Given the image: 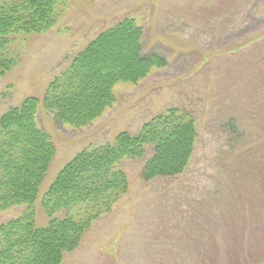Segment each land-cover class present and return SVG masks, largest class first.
<instances>
[{
	"label": "rangeland",
	"instance_id": "rangeland-1",
	"mask_svg": "<svg viewBox=\"0 0 264 264\" xmlns=\"http://www.w3.org/2000/svg\"><path fill=\"white\" fill-rule=\"evenodd\" d=\"M52 26L11 36L14 64L0 76V117L29 97L57 153L41 192L82 149L170 108L197 128L177 175L146 180L144 158L120 167L130 188L95 220L63 264H264V0H65ZM132 18L144 53L167 58L136 83L114 86L113 104L72 127L44 107L54 78L102 31ZM28 206L0 213V223ZM36 216L46 221L41 200Z\"/></svg>",
	"mask_w": 264,
	"mask_h": 264
},
{
	"label": "trees",
	"instance_id": "trees-1",
	"mask_svg": "<svg viewBox=\"0 0 264 264\" xmlns=\"http://www.w3.org/2000/svg\"><path fill=\"white\" fill-rule=\"evenodd\" d=\"M65 0H0V76L14 64L7 54L12 35L41 32L55 21ZM143 30L132 18L102 31L50 83L44 107L55 119L82 128L115 99L119 82L136 83L167 58L144 53ZM39 99L29 97L0 117V213L28 206L0 223V264H63L93 222L108 214L130 188L120 162L144 158L146 180L182 173L197 140L189 114L170 108L143 124L137 134L119 132L113 141L80 150L41 192L57 148L37 121ZM41 200L46 221L36 216Z\"/></svg>",
	"mask_w": 264,
	"mask_h": 264
}]
</instances>
